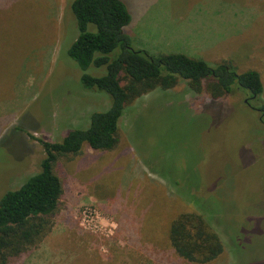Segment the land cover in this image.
Returning <instances> with one entry per match:
<instances>
[{
  "label": "rangeland",
  "instance_id": "1",
  "mask_svg": "<svg viewBox=\"0 0 264 264\" xmlns=\"http://www.w3.org/2000/svg\"><path fill=\"white\" fill-rule=\"evenodd\" d=\"M73 1L0 0V199L40 171L41 140L62 141L110 107L107 93L81 80L106 67L85 71L69 56L79 35ZM149 1L129 4L134 48L229 62L258 71L264 85V0ZM263 135L240 95L213 99L182 81L141 97L125 110L114 149L59 159L64 192L52 229L13 264H264ZM184 212L203 213L220 236L213 261L173 248L170 226Z\"/></svg>",
  "mask_w": 264,
  "mask_h": 264
},
{
  "label": "trees",
  "instance_id": "2",
  "mask_svg": "<svg viewBox=\"0 0 264 264\" xmlns=\"http://www.w3.org/2000/svg\"><path fill=\"white\" fill-rule=\"evenodd\" d=\"M70 7L79 35L69 56L85 71L91 66L106 67V74L85 72L81 80L85 88L107 93L110 107L93 113L87 129L73 130L59 142L40 141L45 153L40 171L0 199V264L22 262L26 252L50 233L64 192L55 171L59 159L77 156L86 147L114 149L125 110L141 97L174 89L186 81L191 91L206 90L213 99L242 96L243 102L258 112L264 128V85L258 71L239 73L229 62L211 66L182 53L154 56L134 48L126 31L132 15L123 0H74ZM169 237L176 253L190 262L208 263L224 251L220 236L203 213L179 214L170 226Z\"/></svg>",
  "mask_w": 264,
  "mask_h": 264
},
{
  "label": "crops",
  "instance_id": "3",
  "mask_svg": "<svg viewBox=\"0 0 264 264\" xmlns=\"http://www.w3.org/2000/svg\"><path fill=\"white\" fill-rule=\"evenodd\" d=\"M124 1V0H123ZM163 1H172L173 3H175L176 4V1L175 0H163ZM126 4H127V6H128V8H129V10H130V13H132V9H131V7L130 6H132V5H129V4H133V0H129V2H128V0H125L124 1ZM150 2V4H155L156 3V1L155 0H152V1H149ZM149 4V5H150ZM157 4H161V3H157ZM182 4H184L183 2L181 3V5ZM144 5V4H143ZM175 7V9H177L178 7H176V6H174ZM147 10H146V8H145V6H143V8H142V11H140V12H142L140 15L142 16V14L144 13V12H146ZM186 12H188V11H183L182 12V15L184 14V13H186ZM132 15V14H131ZM180 16L182 19L184 18L183 16ZM133 16V15H132ZM137 20L136 19V17L134 18V16L132 17V20ZM135 22V21H134ZM134 22H132V25L133 26H131V31L132 32H134V30H136V27H137V25H136V23H134ZM193 54H195V55H199V53L198 52H194ZM5 128H6V122L5 121H3V122H0V136L2 135V134H4V132L6 131L5 130Z\"/></svg>",
  "mask_w": 264,
  "mask_h": 264
}]
</instances>
